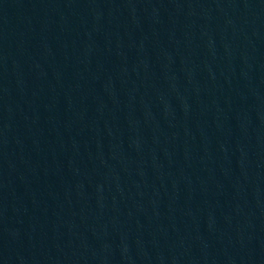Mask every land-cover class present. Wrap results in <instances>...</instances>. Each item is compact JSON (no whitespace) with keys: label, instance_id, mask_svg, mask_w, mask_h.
<instances>
[{"label":"water","instance_id":"obj_1","mask_svg":"<svg viewBox=\"0 0 264 264\" xmlns=\"http://www.w3.org/2000/svg\"><path fill=\"white\" fill-rule=\"evenodd\" d=\"M264 0H0V264H253Z\"/></svg>","mask_w":264,"mask_h":264}]
</instances>
